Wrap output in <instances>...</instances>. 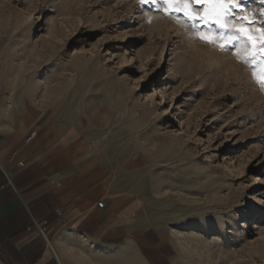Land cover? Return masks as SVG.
<instances>
[{
    "label": "rangeland",
    "instance_id": "1",
    "mask_svg": "<svg viewBox=\"0 0 264 264\" xmlns=\"http://www.w3.org/2000/svg\"><path fill=\"white\" fill-rule=\"evenodd\" d=\"M237 5L229 25L264 31V0ZM234 34L165 0H0V83L143 157L187 264H264V53Z\"/></svg>",
    "mask_w": 264,
    "mask_h": 264
},
{
    "label": "crops",
    "instance_id": "2",
    "mask_svg": "<svg viewBox=\"0 0 264 264\" xmlns=\"http://www.w3.org/2000/svg\"><path fill=\"white\" fill-rule=\"evenodd\" d=\"M4 84L0 264H57L35 221L47 223L60 264H187V237L177 230L185 218L175 215L181 207L160 197L153 173H138L143 157L100 151L87 127ZM12 153L21 166L9 161Z\"/></svg>",
    "mask_w": 264,
    "mask_h": 264
},
{
    "label": "snow or ice",
    "instance_id": "3",
    "mask_svg": "<svg viewBox=\"0 0 264 264\" xmlns=\"http://www.w3.org/2000/svg\"><path fill=\"white\" fill-rule=\"evenodd\" d=\"M192 2L204 5V13H196L191 10L192 3L190 0H165L168 9L175 11H183L190 19H199L204 23L209 21L215 22L222 30L234 29L235 34L227 38L228 43L239 41L244 47L250 46L249 54L255 56L257 50L264 53V31H259L257 34L249 32L247 28L241 24L239 27L236 25H229L227 23V17L231 15L232 10L237 5V0H192ZM155 3V0H153ZM242 19H247L243 17ZM224 37H221L223 39ZM201 39L208 40L210 43H215V39H209L208 37H201ZM221 48L225 47L224 44L220 45ZM264 71V69H262ZM261 81H264V75L260 77Z\"/></svg>",
    "mask_w": 264,
    "mask_h": 264
},
{
    "label": "built area",
    "instance_id": "4",
    "mask_svg": "<svg viewBox=\"0 0 264 264\" xmlns=\"http://www.w3.org/2000/svg\"><path fill=\"white\" fill-rule=\"evenodd\" d=\"M36 135V131L31 132V134L27 137V140H31L34 136ZM9 161H13L16 163L17 166H21L22 162L17 160L16 158V153H12L9 157ZM0 168L2 169V166L0 165ZM104 204L103 201H99L98 202V206L102 207ZM58 213H60V210H57ZM35 228L37 229L39 235L42 237V239L44 240L46 246L52 251L53 256L57 262V264H60L55 253L54 250L52 249V246L50 244L48 235H47V223L45 221H35L34 222ZM25 264H38L37 262H27Z\"/></svg>",
    "mask_w": 264,
    "mask_h": 264
},
{
    "label": "bare ground",
    "instance_id": "5",
    "mask_svg": "<svg viewBox=\"0 0 264 264\" xmlns=\"http://www.w3.org/2000/svg\"><path fill=\"white\" fill-rule=\"evenodd\" d=\"M135 59H136V54H135V52H133V53L131 54L130 58L128 57V59H126L127 62H128L127 64H128V65L133 64L134 61H135Z\"/></svg>",
    "mask_w": 264,
    "mask_h": 264
}]
</instances>
